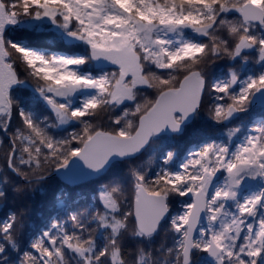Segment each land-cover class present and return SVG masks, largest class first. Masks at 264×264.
I'll return each mask as SVG.
<instances>
[{"label":"snow or ice","instance_id":"snow-or-ice-1","mask_svg":"<svg viewBox=\"0 0 264 264\" xmlns=\"http://www.w3.org/2000/svg\"><path fill=\"white\" fill-rule=\"evenodd\" d=\"M0 264H264V0H0Z\"/></svg>","mask_w":264,"mask_h":264},{"label":"trees","instance_id":"trees-1","mask_svg":"<svg viewBox=\"0 0 264 264\" xmlns=\"http://www.w3.org/2000/svg\"><path fill=\"white\" fill-rule=\"evenodd\" d=\"M47 32L44 31H32L31 29H26L21 33V38L33 43L36 46H47L50 45L51 47H59L62 42L56 41L54 44L51 45L50 42L47 41L46 35ZM81 189L83 190L82 193H80V196L73 195V187L64 185L61 181H59L56 177L48 182L47 184L38 187L34 192L29 193L26 197H20L16 200V205H19L21 203L30 205L34 218L38 221L40 213L47 214L48 207L50 202L53 200L56 192H58L60 189H64L68 193H70L71 200L75 201V199H78L79 202H83L84 198L89 195V192L87 189L89 187L86 184L81 185Z\"/></svg>","mask_w":264,"mask_h":264},{"label":"rangeland","instance_id":"rangeland-1","mask_svg":"<svg viewBox=\"0 0 264 264\" xmlns=\"http://www.w3.org/2000/svg\"><path fill=\"white\" fill-rule=\"evenodd\" d=\"M44 32H47V31H44ZM46 35H47L46 39H47L48 42L51 43V45L54 44V42H56V40H54V38H53V34L52 33L47 32ZM47 46H50V45H47ZM81 185H83V184H80V185H77V186H70V187L74 188L73 195L80 196V193L83 192V190L81 189V187H83V186H81ZM87 191L89 192V189H87ZM75 201H78V199H75Z\"/></svg>","mask_w":264,"mask_h":264},{"label":"water","instance_id":"water-1","mask_svg":"<svg viewBox=\"0 0 264 264\" xmlns=\"http://www.w3.org/2000/svg\"><path fill=\"white\" fill-rule=\"evenodd\" d=\"M56 178H57L59 181H61L63 184L68 185V186H77V185H80V184L87 183V181H78V182H76V183L66 184L65 181L62 179V177L57 176Z\"/></svg>","mask_w":264,"mask_h":264}]
</instances>
